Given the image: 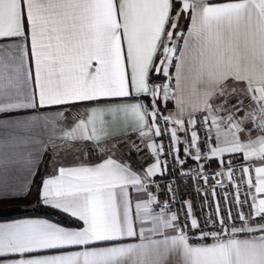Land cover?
<instances>
[{"label":"snow or ice","instance_id":"1","mask_svg":"<svg viewBox=\"0 0 264 264\" xmlns=\"http://www.w3.org/2000/svg\"><path fill=\"white\" fill-rule=\"evenodd\" d=\"M116 124L151 163L134 170L107 155ZM181 144L195 178L233 188L223 212L211 189L208 231L191 201L185 221L172 211L171 183L168 200L158 192L167 157L186 163ZM49 148L103 154L58 163L37 187L78 226L0 223V264H264V0H0V176L25 174L0 179V203L31 193ZM207 160L219 165L211 177Z\"/></svg>","mask_w":264,"mask_h":264},{"label":"crops","instance_id":"2","mask_svg":"<svg viewBox=\"0 0 264 264\" xmlns=\"http://www.w3.org/2000/svg\"><path fill=\"white\" fill-rule=\"evenodd\" d=\"M213 2H219V0H213ZM184 23H186V25H188V21L187 19H185L184 16L181 17L180 20V28L178 29H184L183 25ZM187 28V26H186ZM185 28V29H186ZM174 72V69L172 70ZM245 107H247V103L245 105ZM170 110H174V101H172V107ZM169 111V110H168ZM168 111L165 113V115L168 114ZM180 136L182 137L183 134H180ZM125 140V144L124 145H132L133 152L136 153L135 156L131 157V153H125L123 151V148L119 145L118 147H115L116 145L114 144L117 141L123 142ZM157 142L160 143V139H157ZM108 146V148L111 149L110 152L107 153V155H111L112 158L116 159L118 162H122V163H127L129 165H131V167L134 170H139L141 167L145 166L146 163H151V158L147 155L148 150L147 148L144 146V144L141 143L140 138L138 137V135L134 132H132L129 129H125L123 126L116 124L112 127L111 130V136L110 138L105 142ZM203 143V141L201 142ZM137 147L140 149L139 151L137 150ZM54 151L52 148H49L48 151L43 154V157L41 160H37L36 164H38L39 166V171L35 177V182L32 184V191L29 195H27L25 198L22 199H14V200H10L4 203H0V206H7L10 204H20L22 202H26L28 201V204H36L35 203V199H36V193H37V188H36V179H43L46 178L48 176L54 175L55 174V168L56 165L58 163H62L66 166L68 165H73L76 163H79L80 160L78 159V157H84L86 162H99L100 157L103 155L101 153H99L98 151H96L95 149L89 150L88 148H84V149H80V148H76L73 149L71 152L65 153L63 151L60 152V155H54ZM234 161H239V159H235ZM204 167H216L219 166L218 163L216 162V160H207V161H202ZM45 170V171H44ZM25 178V174L21 171H19L18 169L15 168V166H11L9 168V172L7 175L5 176H0V179H7L12 183H20L23 181V179ZM160 178V176L156 177V180H158ZM160 198L162 201H164L166 199L165 195L162 193H159ZM27 206V205H24ZM35 205L31 206L34 207ZM22 219H46L49 222L52 223H57L61 226L64 227H77L78 225H66V224H62L59 223L57 221H54L52 219H49L43 215H39V214H30V215H23V216H19V217H15V218H10V219H0V223H10V222H14L17 220H22ZM208 243H211L212 241L209 240L207 241Z\"/></svg>","mask_w":264,"mask_h":264},{"label":"built area","instance_id":"3","mask_svg":"<svg viewBox=\"0 0 264 264\" xmlns=\"http://www.w3.org/2000/svg\"><path fill=\"white\" fill-rule=\"evenodd\" d=\"M161 127H164L163 124H161ZM201 135V142L204 139L203 132L200 133ZM160 143H163L165 150L169 147V138L168 135L165 134L162 137L159 138ZM180 139L183 141L185 138L184 136H180ZM181 152V158L186 160V163L183 165V167L177 165L175 161L173 160L172 156L167 157L168 161V172L164 176H160V178L157 180V182L160 184V188L158 190L159 193H162L165 195L166 199H169V193L167 192V189L165 185L171 183L172 188L175 192V203L172 206V211L177 212L179 215V218L181 221H185V211H184V204L183 201L189 200L192 203L193 206V216L198 219V221L201 224V227L204 231H208L212 225L208 224L205 225V221L207 220L209 214L213 213L215 211V201L213 200V197L211 195V189L213 187H216L212 180H209V184L206 186L203 183L202 179L195 178L196 177V168L197 164L195 161H193L191 158H186L183 155V145H179ZM233 166L237 169L240 167L239 161H233ZM219 170V166L216 167H204V171L211 177L212 173ZM182 173H186L183 174ZM237 176H239V172L237 171ZM191 183V189L187 191L186 188H188L189 184ZM200 188L201 191L197 192L196 189ZM186 189V190H185ZM232 193L233 188L231 186L227 188H220L216 187V200L219 201L222 212L226 210L225 204H224V193L225 192ZM205 193L207 195L205 196ZM244 196V188L242 186L241 188V198L243 199ZM231 199V197H230ZM232 207V211L235 214L236 207L235 205H229ZM245 211H247V206H245ZM187 223L190 225V221H187ZM189 229L186 228L185 231H188ZM199 232V230H194ZM209 241V240H208Z\"/></svg>","mask_w":264,"mask_h":264},{"label":"trees","instance_id":"4","mask_svg":"<svg viewBox=\"0 0 264 264\" xmlns=\"http://www.w3.org/2000/svg\"><path fill=\"white\" fill-rule=\"evenodd\" d=\"M186 26H187L186 23H184L183 28L185 29ZM171 107H172V102H169L166 109L162 108L163 113L165 114L168 110L171 109ZM135 154L136 153L132 152L130 155L132 157L135 156ZM39 183H40V179L38 178L36 179V188L38 187ZM186 189L187 191L191 189V183ZM35 203L36 206L34 207H28L20 204H10L7 206H0V219H10L23 215L39 214L66 225H78L79 223L74 219L69 218L66 214L62 212L45 207L37 200V195H36Z\"/></svg>","mask_w":264,"mask_h":264},{"label":"rangeland","instance_id":"5","mask_svg":"<svg viewBox=\"0 0 264 264\" xmlns=\"http://www.w3.org/2000/svg\"><path fill=\"white\" fill-rule=\"evenodd\" d=\"M116 146L115 147H118L119 145L123 148V151L125 152V153H131V152H133V150H135V149H133V147H132V145H124L125 144V140L123 141V142H120V141H117V142H115L114 143ZM136 151V150H135ZM29 202L28 201H26V202H22L21 204L22 205H27L28 207H31V206H33V205H35L36 206V204H28Z\"/></svg>","mask_w":264,"mask_h":264}]
</instances>
